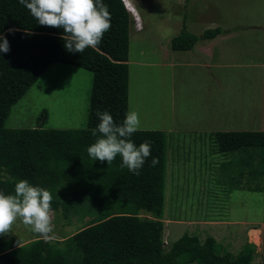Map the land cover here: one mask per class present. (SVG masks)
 Here are the masks:
<instances>
[{
    "label": "trees",
    "instance_id": "trees-1",
    "mask_svg": "<svg viewBox=\"0 0 264 264\" xmlns=\"http://www.w3.org/2000/svg\"><path fill=\"white\" fill-rule=\"evenodd\" d=\"M104 3L110 27L100 43L81 53H68L62 29L36 24L18 0H0V33L9 43V51L0 54V191L11 194L15 183L25 179L50 192L51 212L60 210L67 217L86 205L96 209L94 221L60 242L36 236L7 248L0 234V264H256L253 244L245 243L234 255L222 252L212 237L200 241L184 234L163 249L165 132L137 130L132 134L137 146L149 140L151 154L158 160L150 166V156L139 175L121 168L119 155L108 165L88 157L86 149L96 139L97 110H107L117 122L128 112L131 18L122 0ZM226 32L231 30L214 27L196 37L183 22L170 48L187 51L199 39L210 41ZM53 63L76 66L92 75L85 128L43 129L45 111L35 128H5L11 107ZM213 140L216 152L237 156L233 162L222 163L234 164L237 177L230 179L231 187L264 197V128L215 132Z\"/></svg>",
    "mask_w": 264,
    "mask_h": 264
},
{
    "label": "rangeland",
    "instance_id": "rangeland-1",
    "mask_svg": "<svg viewBox=\"0 0 264 264\" xmlns=\"http://www.w3.org/2000/svg\"><path fill=\"white\" fill-rule=\"evenodd\" d=\"M208 1L215 9L207 8L209 19L215 18L218 27L237 35L230 38L231 35L227 42L218 45L215 59L213 62L208 59L207 67L193 64L168 71L154 56L155 41L161 40L158 35L167 38L175 30L177 33L173 36L178 35L183 22L191 35L195 34L194 29L188 20L182 22L183 13L174 23L169 10L178 11L175 9L176 0H125L130 9L129 3H132L135 12L128 11L141 21L144 28L139 40L133 37L131 30L129 40L128 112L138 113V130H159L171 124L177 130L173 133L175 139L172 135L165 138L166 157L167 145H173L174 157L184 164L183 167L176 164V167L166 162L163 218L180 221L250 220L253 227L259 228L258 243L251 240L250 234L246 236L262 250L255 254L254 262L264 264V197L261 193L231 187L230 179L236 178L237 172L232 170L233 163H222L233 162L237 156L216 152L211 136L215 132L262 131L264 128V0ZM205 2L207 0L202 4L198 1L200 9ZM130 17L133 26V16L130 14ZM191 23L196 25L195 20ZM174 24L178 26L172 30ZM228 33L219 38L225 39ZM220 65L224 66L220 68ZM91 81V73L82 68L51 64L11 107L4 127H36L38 116L45 111L43 129H84ZM213 151L216 156L210 160ZM245 180L246 177L243 182ZM214 199L228 200V210L220 203L216 207ZM94 209L86 205L85 209L72 210L67 217L60 210L50 211L54 233L50 240L60 242L70 238L89 221H94ZM183 229L184 234L195 235L200 241L217 236L224 249L222 252L236 255L241 251L232 243L235 235L241 240L240 234L236 233L239 226L223 224L219 227L221 233L215 227H204L196 233H191L187 227ZM36 236L39 234L32 233L28 226L17 220L8 232L3 233V241L7 248H12Z\"/></svg>",
    "mask_w": 264,
    "mask_h": 264
},
{
    "label": "clouds",
    "instance_id": "clouds-1",
    "mask_svg": "<svg viewBox=\"0 0 264 264\" xmlns=\"http://www.w3.org/2000/svg\"><path fill=\"white\" fill-rule=\"evenodd\" d=\"M18 2L29 10L36 24L63 30L61 38L68 53H81L85 48L97 46L110 27V13L104 0H18ZM122 3L124 4L123 0ZM128 13L131 14L129 11ZM132 18L134 23H137L138 18ZM12 31L14 30L9 29V32ZM8 51L9 43L0 33V54ZM96 116L98 123L93 130L96 139L86 149L90 159L108 165L119 155L120 167H126L133 175L140 174L139 170L150 156V166L154 167L157 164V157L151 154L152 145L149 140L137 146L131 139L132 134L140 126L137 112H126L123 120L119 122L114 121L107 110H97ZM51 199L52 196L46 188L32 185L25 179L15 183L11 194L0 191V234L8 232L12 224L19 220L45 241L52 239L54 233L50 218ZM163 241L164 239L162 247Z\"/></svg>",
    "mask_w": 264,
    "mask_h": 264
},
{
    "label": "crops",
    "instance_id": "crops-1",
    "mask_svg": "<svg viewBox=\"0 0 264 264\" xmlns=\"http://www.w3.org/2000/svg\"><path fill=\"white\" fill-rule=\"evenodd\" d=\"M198 1L201 2V4L203 3V0H189L188 2H185L184 0H176V2H175L176 8L175 9H177L178 11H175L174 8L169 10V14L172 15L174 23H175L176 18L181 13H183L184 17L182 19V22H183V20H185V22H186V20H188L190 27L194 29V33H195L194 35H196L197 37L201 34L202 31H204L208 28L218 27V22H216V19L212 18V17L209 19V17H208L207 8L211 7L212 9H214L212 7V5L209 3V1L207 0V2H205L206 4L204 3V6L202 7V9H200V7L198 5ZM179 8L181 10H179ZM186 16H187V18H186ZM191 20H195L196 25H192ZM209 20H210V22L207 23V21H209ZM138 21H139L138 22L139 25H137V23H133V26L130 25V27H129V40L131 39V36H132L131 30L133 33V37L136 36V38L138 40L141 37V34H142L144 28L142 27L141 21L140 20H138ZM177 26H178V24H174V26L171 29L173 30ZM190 32H191V30H190ZM173 33L174 34H168L167 38L166 37L163 38L162 35H158L161 38V40L155 41L157 44H156L155 49H154V56L158 60L159 65L168 69V71H171V70L173 71L175 68H182L184 66H190L193 64L194 65H205L207 67L206 64H208V59H211L212 62L214 61L215 53H216V50L218 48V45L223 43V42H227L230 38H233L235 35H237L236 32L231 31L225 36V39H223V38L221 39V38H219V36L210 40V41H206V42L199 39L196 42V44L193 46V48L190 50L173 51L170 48V40L173 37V35H175V33H177V30L173 31ZM228 37H230V38H228ZM179 54H182V56L180 57ZM196 62H199V63H196ZM127 63L129 64V61ZM252 65H253V63H252ZM216 66L217 65H214V67H216ZM222 66H224V65H222ZM222 66L220 65V68ZM33 128H35V127H33ZM11 129H14V128H11ZM159 130L165 132L167 137H169L170 135L173 136V133H175L177 131L172 126V124L167 128H159ZM209 130L212 131V130H214V128H212V129L209 128ZM213 134L214 133H211L212 138H213ZM173 139H175L174 136H173ZM165 147H166V144H165ZM175 147L177 149L178 145H176ZM174 150H175V148L173 145H172V147L170 145H167L166 162L169 165H175L176 167H178V165H176V164H180L181 166H179V167H183L182 165L184 164V161H178L177 158L174 157V155H173ZM213 153L214 154L209 156L210 160H212L211 157L213 155L216 156L215 151H213ZM209 163H211L213 165L215 164L214 161H209ZM171 169H173V168H171ZM179 169H182V168H178V170ZM173 171H174V173L177 172L176 170H173ZM234 190H239V189H234ZM219 203L222 205L221 207L223 209H225L226 211L228 210V208H229L228 207L229 206L228 200L218 201V200L214 199V205L216 207H218ZM215 211H217V208H215ZM162 222L164 225L163 239L167 241L165 249H168L169 247H171L173 242H175L177 239H179L181 236L184 235V233H185L184 229H183L184 227H187L188 229H190L191 233H196L199 229L204 228V227H215V228H217V231L219 233H221L219 227L222 226L223 224L224 225L225 224L236 225V226L240 227V230L236 233L240 234L241 240L239 241L238 237L236 235L232 240V243L236 249L241 248L245 243L253 244L250 242V240L246 236V235H248V237H249V234L251 235V240L255 243H258V238H257V240H255L252 233L254 231H257L259 228L253 227V225H252L253 223L247 219L235 220L233 222L223 220L222 218H214L212 220H207V221L206 220L180 221V220H176L175 218L165 219L162 217ZM190 236H195V235H190ZM212 238L215 239V241L217 242V244L221 248L222 246L219 244V240H218L217 236H214ZM229 247L232 248V246H229ZM222 249H223V247H222ZM258 251H262V250H259L255 246V253L258 254Z\"/></svg>",
    "mask_w": 264,
    "mask_h": 264
},
{
    "label": "bare ground",
    "instance_id": "bare-ground-1",
    "mask_svg": "<svg viewBox=\"0 0 264 264\" xmlns=\"http://www.w3.org/2000/svg\"><path fill=\"white\" fill-rule=\"evenodd\" d=\"M123 2H124V4H125V7H126V9L127 10H130V11H133V12H135V9H134V6L132 5V3H129L130 4V6H132V9H130V8H128L127 7V3L125 2V0H123ZM129 11V12H130ZM131 14H133L132 12H130ZM252 235H253V237H254V239L255 240H257V238H258V232L257 231H254L253 233H252ZM208 239V238H207ZM211 239V238H210ZM177 242V241H176ZM174 244V243H173ZM225 254V253H224Z\"/></svg>",
    "mask_w": 264,
    "mask_h": 264
},
{
    "label": "built area",
    "instance_id": "built-area-1",
    "mask_svg": "<svg viewBox=\"0 0 264 264\" xmlns=\"http://www.w3.org/2000/svg\"><path fill=\"white\" fill-rule=\"evenodd\" d=\"M133 17L136 18L135 15H133ZM166 243H167V242L164 240V241H163V247L166 246Z\"/></svg>",
    "mask_w": 264,
    "mask_h": 264
}]
</instances>
